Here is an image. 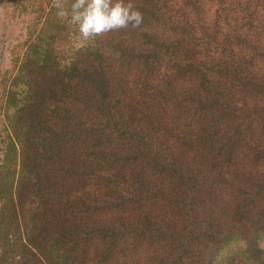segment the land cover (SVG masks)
<instances>
[{
  "label": "trees",
  "instance_id": "1",
  "mask_svg": "<svg viewBox=\"0 0 264 264\" xmlns=\"http://www.w3.org/2000/svg\"><path fill=\"white\" fill-rule=\"evenodd\" d=\"M132 2L139 28L77 45L36 7L0 101V264H264V0Z\"/></svg>",
  "mask_w": 264,
  "mask_h": 264
},
{
  "label": "rangeland",
  "instance_id": "2",
  "mask_svg": "<svg viewBox=\"0 0 264 264\" xmlns=\"http://www.w3.org/2000/svg\"><path fill=\"white\" fill-rule=\"evenodd\" d=\"M52 1L53 0L48 2L47 0H0V101L2 105L7 91L12 85L11 78L17 69L18 59L24 48L23 40L27 35V29H29V25L35 24L34 21H36L38 14H40V11H36L35 9L41 4L43 7L45 6L46 9L48 7L52 8L51 11L53 12V7L50 6ZM22 2L25 3V6L24 4L22 6ZM56 13H58V9H56ZM39 19L41 20V16ZM37 26H39V24H37ZM83 40L85 39L81 37L79 31L70 37V41L74 45L80 44ZM6 128L2 107L0 110V161L3 149L6 148V143L2 140L6 134ZM16 151L15 149L14 162H16V165L14 179L17 176L16 170L18 167ZM16 231L22 239L25 238L24 231L19 224ZM9 235L13 234L8 233V236ZM258 245H264V234L258 237Z\"/></svg>",
  "mask_w": 264,
  "mask_h": 264
},
{
  "label": "clouds",
  "instance_id": "3",
  "mask_svg": "<svg viewBox=\"0 0 264 264\" xmlns=\"http://www.w3.org/2000/svg\"><path fill=\"white\" fill-rule=\"evenodd\" d=\"M65 4L66 0H53L52 7L58 9L59 17L76 25L85 40L129 26L139 28L143 22L132 0H72L70 7Z\"/></svg>",
  "mask_w": 264,
  "mask_h": 264
}]
</instances>
